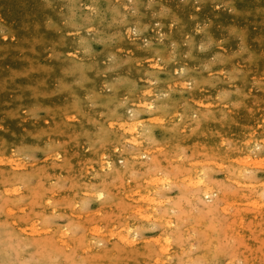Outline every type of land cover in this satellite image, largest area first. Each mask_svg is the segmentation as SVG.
Segmentation results:
<instances>
[{
    "label": "rangeland",
    "instance_id": "1",
    "mask_svg": "<svg viewBox=\"0 0 264 264\" xmlns=\"http://www.w3.org/2000/svg\"><path fill=\"white\" fill-rule=\"evenodd\" d=\"M263 8L0 0V240L46 264H228L234 245L260 264Z\"/></svg>",
    "mask_w": 264,
    "mask_h": 264
},
{
    "label": "clouds",
    "instance_id": "2",
    "mask_svg": "<svg viewBox=\"0 0 264 264\" xmlns=\"http://www.w3.org/2000/svg\"><path fill=\"white\" fill-rule=\"evenodd\" d=\"M101 115H106L102 113ZM0 131H6L4 129H0ZM249 250L244 248L242 245L237 247L233 246L232 252L235 254L233 258L228 261V264H250V262L246 261L243 257L245 253ZM261 252H264V246L261 247ZM238 255L241 258L239 260L235 259V256ZM0 264H46L45 261H28L24 260L20 257L19 252L16 248L9 245L7 241L0 240ZM74 264H88L85 261H76ZM191 264H215V261L203 262L201 260L193 261ZM260 264H264V259L261 260Z\"/></svg>",
    "mask_w": 264,
    "mask_h": 264
},
{
    "label": "bare ground",
    "instance_id": "3",
    "mask_svg": "<svg viewBox=\"0 0 264 264\" xmlns=\"http://www.w3.org/2000/svg\"><path fill=\"white\" fill-rule=\"evenodd\" d=\"M7 1H8V0H7ZM20 1H21V0H20ZM78 1H79V0H78ZM86 1H87V0H86ZM93 1H94V0H93ZM240 1H241V0H240ZM9 2H10V1H9ZM14 2H15V1H14ZM18 2H19V1H18ZM27 2H28V1H27ZM80 2H81V1H80ZM249 2H250V1H248V3H249ZM5 3H6V2H5ZM78 3H79V2H78ZM100 3H101V2H100ZM79 4H80V3H79ZM85 4H86V3H85ZM85 4H84V5H85ZM249 4H250V3H249ZM5 5H7V4H5ZM10 5H11V4H10ZM14 5H15V4H14ZM100 5H101V4H100ZM240 5H241V4H240ZM79 6H80V5H79ZM101 6H102V5H101ZM16 7H17V6H16ZM16 7H15V8H16ZM27 7H28V6H27ZM87 7H88V6H87ZM7 8H8V7H7ZM7 8H6V9H7ZM9 8H10V6H9ZM32 8H33V7H32ZM91 8H92V7H91ZM244 8H245V7H244ZM81 9H82V8H81ZM83 9H84V8H83ZM93 9H94V8H93ZM263 9H264V8H263ZM25 10H26V8H25ZM35 10H36V9H35ZM79 10H80V9H79ZM92 11H93V10H92ZM10 12H11V10H10ZM10 12H9V13H10ZM103 12H104V11H103ZM263 12H264V11H263ZM16 13H17V12H16ZM25 13H27V12H25ZM30 13H31V12H30ZM32 13H33V11H32ZM22 14H23V13H22ZM35 14H36V13H35ZM74 14H75V13H74ZM5 15H6V12H5ZM100 15H101V14H100ZM104 15H105V14H104ZM245 15H246V14L244 13V17H245ZM7 16H8V15H7ZM13 16H14V15H12V17H13ZM29 16H30V15H29ZM34 16H35V15H34ZM90 16H92V15H90ZM95 17H96V15H95ZM257 17H258V16H257ZM7 18H8V17H7ZM74 18H75V17H74ZM23 19H24V18H23ZM19 20H20V19H19ZM255 20H256V19H255ZM92 22H93V21H92ZM255 22H256V21H255ZM255 22H254V23H255ZM93 23H94V22H93ZM95 23H96V22H95ZM251 23H252V22H251ZM261 23H262V22H261ZM257 24H258V22H257ZM253 26H254V25H253ZM245 30H246V29H245ZM262 31H263V30H262ZM249 33H250V32H249ZM252 35H253V34H252ZM250 38H251V37H250ZM255 43H256V42H255ZM256 45H257V44H256ZM259 47H260V46H259ZM263 48H264V46H263ZM263 48H262V49H263ZM258 50H259V49H258ZM260 51H261V50H260ZM259 54H260V53H259ZM262 54H263V53H262ZM263 55H264V54H263ZM260 59H261V58H260ZM261 64H262V63H261ZM81 68H82V67H81ZM83 72H84V71H83ZM78 73H79V72H78ZM162 79H163V78H162ZM160 81H161V80H160ZM166 81H167V80H166ZM262 95H263V94H262ZM262 95H261V96H262ZM166 96H167V95H166ZM168 96H169V95H168ZM100 97H101V96H100ZM152 97H153V96H152ZM163 97H164V96H163ZM163 97H162V98H163ZM262 97H263V96H262ZM150 98H151V96H150ZM153 98L155 99V97H153ZM157 98H158V97H157ZM160 98H161V97H160ZM162 98H161V99H162ZM248 99H249V98H248ZM262 99H263V98H262ZM155 100H156V99H155ZM165 100H166V99H165ZM158 102H159V100H158ZM159 103H160V102H159ZM166 103H167V102H166ZM166 103H165V104H166ZM153 104H154V103H153ZM160 104H162V103H160ZM243 104H244V103H243ZM245 104H246V103H245ZM251 104H252V103H251ZM253 104H254V103H253ZM172 105H173V104H172ZM240 105H241V104H240ZM240 105H239V106H240ZM256 105H257V104H256ZM153 106H154V105H153ZM155 106H156V105H155ZM134 107H135V106H134ZM158 107H159V106H158ZM175 107H176V105H175ZM188 107H189V106H188ZM188 107H187V108H188ZM248 107H249V106H248ZM238 108H240V107H238ZM250 108H251V107H250ZM134 109H135V108H134ZM143 109H144V108H143ZM145 109H146V108H145ZM159 109H160V108H159ZM162 109H163V108H162ZM185 109H186V108H185ZM191 109H192V108H191ZM194 109H195V108H194ZM241 109H242V108H241ZM252 109H253V108H252ZM128 110H129V109H128ZM131 110H132V108H131ZM139 110H140V109H139ZM147 110H148V109H147ZM150 110L152 111V109H150ZM187 110H188V109H187ZM136 111H137V110H136ZM151 111H150V112H151ZM153 111H155V110H153ZM173 111L175 112V110H173ZM188 111H189V110H188ZM192 111H193V110H192ZM200 111H201V110H200ZM129 112H130V111H129ZM143 112H144V111H143ZM143 112H142V113H143ZM150 112L148 111V113H150ZM179 112H180V111H179ZM137 113H139V112H137ZM137 113H136V115H137ZM152 113H153V112H152ZM192 113H193V112H192ZM250 113H251V111H250ZM150 114H151V113H150ZM179 114H180V113H179ZM181 114H182V113H181ZM155 115H156V113H155ZM170 115H171V114H170ZM170 115H168V117H169ZM172 115H173V114H172ZM182 115H183V114H182ZM186 115H187V114L185 113V117H186ZM231 115H232V114H231ZM131 116H132V115H131ZM131 116H130V117H131ZM152 116H153V115H152ZM177 116L180 117L179 115H177ZM192 116H193V115H192ZM134 117H135V116H134ZM136 117H137V116H136ZM161 117H162V116H161ZM170 117H171V116H170ZM125 118H126V116H125ZM151 118H153V117H151ZM139 119H140V118H139ZM149 119H150V117H149ZM154 119H155V118H154ZM154 119H152V120H154ZM167 119H168V118H167ZM129 120H130V118H129ZM133 120H135V119H133ZM185 120H186V119H185ZM256 120H257V119H256ZM137 121H138V120H137ZM167 121H168V120H167ZM237 121H238V120H236V122H237ZM123 122H124V121H123ZM130 122H132V121L130 120ZM139 122H140V121H139ZM146 122H147V121H146ZM160 122H161V121H160ZM177 122H178V121H177ZM187 122H188V121H187ZM135 123H136V122H135ZM135 123H134V124H135ZM169 123H170V122H169ZM229 123H230V122H229ZM231 123H232V122H231ZM125 124H126V123H125ZM130 124H131V123H130ZM157 124H158V123H157ZM160 124H161V123H160ZM223 124H224V123H223ZM223 124H222V125H223ZM225 124H226V123H225ZM240 124H242V123H240ZM126 125H127V124H126ZM131 125H133V124H131ZM136 125H137V124H136ZM139 125H140V124H139ZM141 125H142V124H141ZM233 125H234V124H233ZM247 125H248V124H247ZM128 126H129V124H128ZM155 126H156V125H155ZM167 126H168V125H167ZM181 126H182V125H181ZM219 126H220V125H219ZM227 126H228V125H227ZM125 127H126V126H125ZM129 127H130V126H129ZM134 127H135V126H134ZM138 127H139V126H138ZM143 127H144V126H143ZM169 127H170V126H169ZM205 127H206V126H205ZM221 127H222V126H221ZM247 127H248V126H247ZM121 128H122V127H121ZM126 128H127V127H126ZM126 128H125V129H126ZM139 128H140V127H139ZM163 128H164V127H163ZM210 128H211V127H210ZM240 128H241V127H240ZM127 129H128V128H127ZM130 129H131V128H130ZM135 129H136V128H135ZM155 129H156V128H155ZM178 129H179V126H178ZM227 129H228V127H227ZM123 130H124V129H123ZM144 130H145V128H144ZM135 131H136V130H135ZM149 131H151V130H149ZM182 131H183V130H182ZM66 132H67V131H66ZM73 132H74V131H73ZM131 132H132V131H131ZM152 132H153V131H152ZM205 132H206V131H205ZM219 132H220V131H219ZM64 133H65V132H64ZM129 133H130V132H129ZM143 133H144V131H143ZM206 133H207V132H206ZM214 134H215V133H214ZM138 135H139V134H138ZM109 136H110V135H109ZM130 137H131V136H130ZM138 137H139V136H138ZM141 137H142V136H141ZM143 137H144V136H143ZM204 138H205V137H204ZM207 138H208V137H207ZM211 138H212V137H211ZM133 140H134V139H133ZM185 140H186V139H185ZM195 140H196V139H195ZM198 140H199V139H198ZM165 141H166V140H165ZM178 141H179V140H178ZM181 141H182V140H181ZM133 142H134V141H133ZM135 142H136V141H135ZM138 142H139V141H138ZM171 142H172V141H171ZM202 142H203V141H202ZM212 142H213V141H212ZM139 143H140V142H139ZM208 143H210V141H209ZM137 144H138V143H137ZM165 144H166V143H165ZM179 144H180V143H179ZM189 144H190V143H189ZM177 145H178V144H177ZM180 145H181V144H180ZM215 145H216V144H215ZM71 146H72V145H71ZM133 146H134V145H133ZM135 146H136V143H135ZM137 146H138V145H137ZM139 147H140V146H139ZM142 147H143V146H142ZM173 147H174V146H173ZM163 148H164V147H163ZM141 149H142V148H141ZM145 149H146V148H145ZM147 149H148V148H147ZM149 149H150V148H149ZM155 149H157V148H155ZM161 149H162V148H161ZM72 150H73V149H72ZM139 150H140V148H139ZM215 150H216V148H215ZM144 151H145V150H144ZM151 151H152V150H151ZM207 151H208V150H207ZM213 151H214V150H213ZM223 151H224V150H223ZM225 151H226V150H225ZM225 151H224V152H225ZM138 152H140V151H138ZM142 152H143V151H142ZM153 152H154V151H153ZM216 152H217V150H216ZM145 153H146V151H145ZM150 153H151V152H150ZM75 154H76V152H75ZM135 154H136V153H135ZM130 155H132V153H130ZM222 155H223V154H222ZM77 156H78V155H77ZM119 156H120V155H119ZM133 156H134V155H133ZM140 156H143V155L140 154ZM146 156H147V155H146ZM169 156H170V155H169ZM176 156H178V155H176ZM220 156H221V155H220ZM125 157H126V156H125ZM147 157H148V156H147ZM165 157H166V155H165ZM167 157H168V156H167ZM236 157H237V156H236ZM60 158H61V157H60ZM76 158H77V157H76ZM139 158H140V157H139ZM223 158H224V157H223ZM56 159H57V158H56ZM216 159H217V158H216ZM216 159H214V160H216ZM233 159H234V158H233ZM233 159H232V160H233ZM236 159H237V158H236ZM77 160H78V159H77ZM111 160H112V159H111ZM121 160H122V158H121ZM140 160H141V159H140ZM171 160H172V158H171ZM229 160H230V159H229ZM101 161H102V160H101ZM104 161H105V160H104ZM118 161H119V160H118ZM136 161H137V160H136ZM216 161H217V160H216ZM224 161H225V160H224ZM226 161H227V160H226ZM235 161H236V160H235ZM235 161H234V163H235ZM57 162H58V161H57ZM74 162H75V161H74ZM105 162H106V161H105ZM230 162H231V161H230ZM236 162H237V161H236ZM106 163H107V162H106ZM197 163H198V162H197ZM209 163H210V162H209ZM212 163H213V162H212ZM214 163H215V161H214ZM76 164H77V163H76ZM184 164H185V163H184ZM188 164H189V162H188ZM188 164H187V165H188ZM193 164H195V162H194ZM210 164H211V163H210ZM230 164H231V163H230ZM232 164H233V163H232ZM161 165H162V164H161ZM196 165H197V164H196ZM214 165H216V164H214ZM225 165H226V164H225ZM100 166H101V165H100ZM115 166H116V165H115ZM121 166H122V165H121ZM121 166H120V167H121ZM192 166H193V165H192ZM238 166H239V164H238ZM238 166H237V167H238ZM244 166H245V165H244ZM74 167H75V166H74ZM107 167H108V166H107ZM196 167H197V166H196ZM221 167H222V166H221ZM237 167H236V168H237ZM242 167H243V166H242ZM242 167H241V168H242ZM118 168H119V167H118ZM194 168H195V167H194ZM241 168H240V169H241ZM245 168H246V167H245ZM101 169H102V168H101ZM105 169H106V168H105ZM105 169H104V170H105ZM46 170H47V169H46ZM63 170H64V169H63ZM72 170H73V169H72ZM194 170H195V169H194ZM194 170H193V171H194ZM245 170H246V169H245ZM245 170H244V171H245ZM193 171H192V172H193ZM201 171H202V170H201ZM247 171H248V170H247ZM69 172H70V171H69ZM197 172H199V171L197 170ZM43 173H44V172H43ZM71 173H72V172H71ZM74 173H75V172H74ZM240 173H241V172H240ZM53 174H54V173H53ZM149 174H150V173H149ZM197 174H198V173H197ZM237 174H238V170H237ZM157 175H159V174H157ZM69 176H70V175H69ZM196 176H197V175H196ZM198 176H199V175H198ZM238 176H240V174H239ZM241 176H242V175H241ZM108 177H109V176H108ZM122 177H124V176H122ZM191 177H192V176H191ZM234 177H235V176H234ZM148 178H149V177H148ZM197 178H199V177H197ZM122 179H123V178H122ZM158 179H159V178H158ZM233 179H234V178H233ZM236 179H237V178H236ZM151 180H152V179H151ZM159 180H160V179H159ZM196 180H200V179H196ZM196 180H195V181H196ZM234 180H235V179H234ZM45 181H46V180H45ZM162 181H163V180H161L160 183H161ZM239 181H240V180H239ZM163 182H165V181H163ZM163 182H162V183H163ZM202 182H203V181H202ZM244 182H245V181H244ZM195 183H196V182H195ZM246 183H247V182H246ZM249 183H250V182H249ZM197 184H198V183H197ZM199 184H200V183H199ZM201 184H202V183H201ZM239 184H240V183H239ZM242 184H243V183H242ZM244 184H245V183H244ZM142 185H143V184H142ZM193 185H194V184H193ZM204 185H205V184H204ZM240 185H241V184H240ZM157 186H158V185H157ZM161 186H162V185H161ZM197 186H198V185H197ZM205 186H206V185H205ZM142 187H143V186H142ZM194 187H195V186H194ZM199 187H200V185H199ZM206 187H207V186H206ZM143 188H144V187H143ZM202 188H204V187L202 186ZM153 189H154V188H153ZM123 190H124V189H123ZM154 190H155V189H154ZM146 191H147V190H146ZM97 192H98V191H97ZM101 192H102V191H101ZM243 192H244V191H243ZM245 192H246V191H245ZM95 193H96V192H95ZM98 193H99V192H98ZM201 193H202V192H201ZM203 193H204V192H203ZM207 193H208V192H207ZM244 194H246V193H244ZM97 195H98V194H97ZM97 195H96V196H97ZM103 195H104V194H103ZM142 197H143V196H142ZM145 197H146V196H145ZM145 197H144L143 199H145ZM202 197H203V196H202ZM93 198H94V197H93ZM100 198H101V196H100ZM201 199H203V198H201ZM151 200L153 201V199H151ZM156 201H157V200H156ZM149 203H150V201H149ZM154 203H155V201H154ZM151 205H152V204H151ZM152 206H153V205H152ZM137 209H138V208H137ZM150 209H152V208H150ZM153 209H154V208H153ZM151 211H152V210H151ZM154 211H155V210H154ZM165 212H166V211H165ZM137 213H138V212H137ZM155 213H156V211H155ZM148 214H149V213H148ZM140 215H142V214H140ZM147 216H148V215H147ZM148 217H149V216H148ZM161 217H164V216H161ZM246 217H247V216H246ZM143 218H146V216L143 217ZM157 218H158V217H157ZM159 218H160V217H159ZM248 218H249V217H248ZM254 218H255V217H254ZM146 219H147V218H146ZM255 220H256V218H255ZM159 221H160V220H159ZM162 221H163V220H162ZM160 222H161V221H160ZM165 222H166V221H165ZM165 222H164V224H165ZM213 222H214V221H213ZM254 222H255V221L253 220V223H254ZM162 223H163V222H162ZM166 224H167V223H166ZM215 224H216V223H215ZM233 227H235V225H234ZM164 228H165V227H164ZM245 230H246V229H245ZM246 231H247V230H246ZM33 232L35 233V231H33ZM234 232H235V231H234ZM36 233H37V232H36ZM39 233H40V232H39ZM246 233H247V232H246ZM40 235H41V234H40ZM59 235H60V234H59ZM133 235H134V234H133ZM183 235H184V233H183ZM242 235H244V234H242ZM248 235H249V234H248ZM117 236H119V235H117ZM184 236H185V235H184ZM57 237H59V236H57ZM63 237H65V236H63ZM124 237H125L124 239H126L127 236H124ZM121 238H122V237H121ZM132 238H133V237H132ZM169 238H170V237H169ZM56 239H57V238H56ZM63 239H64V238H63ZM167 239H168V238H166V239L163 238V240H166V241L168 242ZM244 239H245V238H244ZM58 240H60V241H59L60 243H59V242H58V243L61 244V239L59 238ZM121 240H123V238L120 239V241H121ZM131 240H132V239H131ZM166 241H164V243L168 244ZM125 242H127V241H125ZM132 242H133V241H132ZM63 244H68V243H63ZM89 244H90V243H89ZM127 244H129V241H128ZM130 244H131V243H130ZM130 244H129V246H130ZM67 246H69V245H67ZM88 246H89V245H88ZM167 246H169V244H168ZM181 247H182V246H181ZM181 247H180V248H181ZM183 247H184V246H183ZM161 248H162V247H161ZM177 249H178V248H177ZM94 250H95V249H94ZM160 250H161V249H160ZM136 251H137V250H136ZM161 251H162V250H161ZM163 252H164V250H163ZM209 254H210V253H209ZM24 256H26V255H24ZM52 256H53V255H52ZM136 256H137V255H136ZM246 257H247V256H246ZM144 258H145V257H144ZM206 258H207V257H206ZM147 260H148V259H147ZM190 260H191V259H190ZM255 260H256V259H255ZM124 261H126V260H124ZM148 261H149V260H148ZM148 261H147V262H148ZM251 262H252V261H251ZM58 263H59V262H58ZM252 263H253V262H252ZM252 263H251V264H252Z\"/></svg>",
    "mask_w": 264,
    "mask_h": 264
},
{
    "label": "snow or ice",
    "instance_id": "4",
    "mask_svg": "<svg viewBox=\"0 0 264 264\" xmlns=\"http://www.w3.org/2000/svg\"><path fill=\"white\" fill-rule=\"evenodd\" d=\"M260 168H261L262 170H264V161L261 162V164H260Z\"/></svg>",
    "mask_w": 264,
    "mask_h": 264
}]
</instances>
